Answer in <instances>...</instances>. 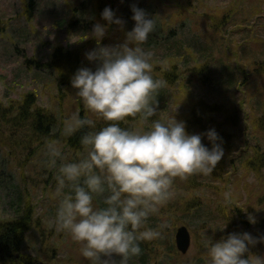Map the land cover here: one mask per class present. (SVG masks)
Returning a JSON list of instances; mask_svg holds the SVG:
<instances>
[{"label": "rangeland", "instance_id": "374dc122", "mask_svg": "<svg viewBox=\"0 0 264 264\" xmlns=\"http://www.w3.org/2000/svg\"><path fill=\"white\" fill-rule=\"evenodd\" d=\"M33 1L34 7H30L29 0H0L1 113L5 112V107L17 102L19 104L24 102L28 96H33L32 104L36 101L35 105L46 110L63 111V117L70 116L73 112H79L75 97L73 102L64 103L63 109L60 107L58 110L56 102L59 99L53 93L52 83L44 76L39 75L40 78H37L35 69L25 66V61L36 58L45 63L50 61L51 57L53 58L55 51L59 50L58 53L71 52L74 57L78 55L79 59H82V66L95 70L97 62L90 61L86 53L98 46L120 43L125 39L126 32L132 29L128 18L130 14H133L131 9L133 4L146 5L150 10L157 12L156 16L164 25V28L156 26L155 31L151 33L157 34V40L164 35L165 38L169 37L178 42L189 43L196 53L189 58V66L200 64L198 61H194V63L193 57L202 59L204 54L211 58L213 56L216 64L219 61L228 60L232 62V65L236 63L239 66L242 59L247 60L249 59L247 57H250L244 55L247 49L257 51L264 46L262 39L264 35V0H101V4L100 0ZM104 4L105 7L111 6L116 16L122 18L125 23L123 26L115 23L110 24L103 39L98 41L92 35V29L97 22L108 24V21L101 16ZM183 7L185 8L184 18L177 16L178 11ZM148 14L150 15V13ZM229 15H232L233 19H227L222 24V19ZM258 17H260V22L254 33L255 36L258 35V38L253 43L242 46L246 18H249V23H251ZM216 25H219L221 30ZM227 27L228 29H226ZM220 36L224 38L218 39ZM196 41L199 43L202 41L205 49L196 52L194 48L198 49L199 47V44L195 45ZM224 43V48H221ZM144 47L151 50L153 54L154 76H157L159 71L165 72V69L172 68V64H177L180 70V67L183 66L179 61L187 62L186 51L178 57L175 52L167 54L164 44ZM260 51L264 53V47ZM200 65V67L203 66L202 68H208V65L203 61ZM242 67L244 66L242 65ZM182 70L192 83L174 89L175 95H171L175 100L170 97L174 103L169 99L166 100L167 107L155 115L157 119L167 118L165 111L167 115H171L173 111H175L174 113L180 112L181 107H188L189 103H193L196 98L203 96V88L210 84V82L204 81L205 77L201 80L202 75L205 74L204 71L200 73V71L193 72L190 69L186 72L184 69ZM66 78L70 79L69 75ZM43 79L46 82L49 81L50 85L43 84ZM69 86H72V83L66 85V87ZM72 88L77 91L73 86ZM248 108L250 109V107ZM89 114L93 119L102 120V117L91 112ZM187 115L188 113L185 116ZM185 116L178 114L179 118H177L185 120ZM217 117L218 113H214L215 120ZM5 121L6 127L1 125L4 121H0V154L4 158L1 160L5 162L3 167L0 165V221L9 222L16 218V187H22L23 201L32 213L31 218L27 214V228L18 239L21 248L14 253L15 264H23L28 262V259H31L34 264H90L88 258L81 254L82 245L80 242L75 241L71 234L63 230L56 222L57 214L54 213H57L60 199L56 191L60 163L58 162L55 167H49L45 161L46 159L48 161L49 158L43 152L41 156L39 153L28 156V150L40 148L39 138L32 141L30 138L32 135L27 129L12 130V125L8 122L7 117ZM219 121L218 118V124ZM138 122L139 120L134 125ZM150 122L151 119L148 123L150 124ZM103 123H108V121L104 120ZM129 123V127L133 126V121ZM147 126L148 124L145 125V127ZM23 130L28 134L26 135ZM220 131L222 130L220 129ZM253 134L258 136L261 144L264 143L263 130L260 131L255 127ZM65 151L68 159L72 154L76 155L72 152L69 156L68 151L66 149ZM81 154L82 152H80ZM45 157L46 159L43 160ZM210 178L213 187H209L208 180L204 179L199 190L213 196L217 195V199L227 198L230 195L243 196L258 207V192H256L253 179L244 177L240 181H233L222 170ZM237 186L240 187L241 192L236 189ZM97 199L100 201L99 206H103V197L99 196ZM22 211L23 209L20 214ZM162 222L164 224V220ZM172 224L173 222L170 223V228ZM178 227L173 230L172 234L165 233L163 237L150 241L145 240L144 254L146 257L144 262L135 261L134 257L130 264H208L207 243L209 238L206 236L208 235L207 231L204 229L190 231L192 244L188 248V252L182 254L177 249ZM258 227H254V229L252 227L251 233L256 232V235L262 236L264 227ZM205 228L208 229V227ZM262 242L264 243V241ZM253 254L263 256L264 247L256 245ZM22 255L24 256L22 257ZM115 258L119 259V256Z\"/></svg>", "mask_w": 264, "mask_h": 264}, {"label": "clouds", "instance_id": "9594fccd", "mask_svg": "<svg viewBox=\"0 0 264 264\" xmlns=\"http://www.w3.org/2000/svg\"><path fill=\"white\" fill-rule=\"evenodd\" d=\"M132 12L135 24L125 39L88 51L87 58L97 62L95 70L80 67L71 80L87 109L108 121L97 128L95 119L78 111L64 119V136L88 127L81 137L86 156L70 160L58 138L45 142L48 166L60 161L56 222L80 242L90 264H130L139 257L141 241L161 236L159 227L147 226L148 218L174 195V178L210 174L224 156L222 137L214 127L190 134L186 122L175 115L148 123L159 110L156 93L167 81L154 76L153 54L143 46L156 29L155 16L135 4ZM101 16L108 24L93 25L98 41L110 24L125 23L111 6ZM128 116H139V122L122 127L120 121ZM205 136L211 147L202 142ZM99 196L103 206L97 203ZM258 241L264 235L254 237L248 231H234L215 242L210 237L208 264H264V256L249 252V245Z\"/></svg>", "mask_w": 264, "mask_h": 264}, {"label": "trees", "instance_id": "16d2710c", "mask_svg": "<svg viewBox=\"0 0 264 264\" xmlns=\"http://www.w3.org/2000/svg\"><path fill=\"white\" fill-rule=\"evenodd\" d=\"M132 2L135 3L134 1ZM135 5L145 9L151 16H155L156 26L164 28L163 23L156 16L157 12L150 10L146 5ZM32 7H34V5ZM130 15L128 19L133 28L135 21L132 19L133 14ZM178 15L182 18L185 17L184 7L178 11L177 16ZM259 18L260 17L256 18V20H253L251 23H249V18H246L244 22L245 34L242 35L244 37L241 43L242 46H246L248 43H253L254 40L258 38V35L255 36L254 33L259 26ZM227 19H233V16H227L222 19L221 23H225V20ZM216 26L221 30L219 25ZM228 27L226 29H228ZM223 38L224 37L220 36L218 39ZM262 39L264 40V35ZM225 43L221 48H224ZM157 44H164L167 48V54H173L175 52L176 55L180 57L186 51L188 56V58H186L187 62L184 63L183 61H179L183 66L180 67V70L177 64H172V68L165 69V72L159 71V74L155 76L156 78L167 81V86L162 87L156 93V99L159 101V110L157 114L166 109L168 104L166 100L169 99L174 103L173 100L175 99L171 95H175L174 89L192 83L191 79L186 77L182 72V69H184L185 72L188 69L193 70V72L200 71V73L204 71L206 75L203 74L201 80L205 77L204 81L210 82V84H207L203 88V96L196 98V101L193 103H189V108L187 106L181 107L180 112L174 113L175 111H173L171 115H167L166 111L165 113L167 118L174 115L177 118L178 114L185 116L188 113L183 121L186 122V128L190 134L205 132L209 128L214 127L222 137L224 156L210 174L205 175L202 173H193L187 177L178 176L174 178V195L166 204L161 206L157 214L151 215L148 218L147 226L159 227L161 231L160 237H163L165 233L172 234L173 230L181 225L188 226L192 231L198 229L201 231L204 229L208 234L206 236L208 238L211 237L213 242L234 231H248L251 233L252 227L253 229L258 226L264 227V143L262 142L261 144L258 136L253 134L255 127L260 131L263 130L264 133V78H261L264 77V53L260 51L264 46L257 51L247 49L244 55L250 57H247L249 58L247 60L242 59L239 66L236 65V63H234L236 66L232 65V62L228 60H222L216 64L215 60H213V56L211 58L205 54L202 59L194 56L193 62L198 61L201 64L203 61L208 65V68H202L203 66L200 67V64H191V66H189V58L196 53L192 50L188 42H178L169 37L165 38L164 35L161 39L158 38L157 40V34H150L148 41L145 42L143 46H154ZM198 44L200 49L198 47V51L197 48H194L196 49V52L205 49L202 45V41L201 43H199V41L195 42V45ZM58 52L59 50L55 51L53 58L51 57L50 61L48 60L43 63L36 58H30V60L26 61V65L29 69H35V75L37 78L44 76L52 83L53 93L56 94L59 99L58 102H56V106H58L59 110L60 107L63 109L64 103L67 102L70 104L73 102V98L76 97V92H74V90H63L64 86H60L56 79L68 80L66 78L67 75H69V77L71 75L73 76L77 69L85 66H82V59L80 60L78 55L74 57L71 52ZM242 65L244 67H242ZM49 81L46 82V80L43 79L42 83H47V86H49ZM65 82L64 84H66ZM32 97L33 96L26 97L24 102L20 104L17 102L5 107L6 109L4 110V113L0 112V116L2 115L0 121H4L1 123L2 126L6 127L5 120L7 117V119H9L8 122L12 125V130L16 128H25L31 133L32 136L30 138L32 141H36L39 138L40 148L38 150H35V148L28 150V156H34L38 153L39 156H41L42 152L46 153L45 142L49 138H58L63 145L64 152H66V149L69 156L72 152L76 153V155H71L70 160L80 159L86 156V150L81 144V137L88 131V127L85 126L69 136L62 135L63 121L67 116L63 117V111L52 112L51 109H36V101L32 104ZM170 97L173 100L170 99ZM216 99L217 102H215ZM76 100L78 103H83L81 99ZM248 107H250V109ZM82 108L83 112L81 116H88L86 114V108L84 106ZM1 109L2 107L0 110ZM214 113H218L216 120L214 118ZM153 118L157 119L156 116L150 117L149 119L153 120ZM218 118L220 120L219 124ZM138 120L139 116H128L125 118L124 122L120 121V123H123L125 127H129V122L133 121L134 126L135 122ZM104 124L105 123L102 125L98 124L97 128L102 127ZM220 129L222 131H220ZM23 131L26 135L28 134L25 130ZM202 142L209 147L212 146L206 136L203 137ZM80 152H82V156L80 155ZM1 159L4 158H2V155L0 154V165L3 167L5 162ZM45 159L46 157L43 160ZM45 161L47 163V159ZM58 162L60 163L59 159L57 163ZM219 170H222L224 174L233 181H240L242 178L244 179V177L253 179L255 181V188L257 189L256 192H258V207L254 203H250V200L245 199L243 196L237 197L235 195H230V197L227 198L217 199V195L213 196L209 193L207 194L203 190H199L204 179L208 180L209 187H213V182L210 177L217 174ZM246 185L247 182L245 183V186ZM236 189L241 192L239 186H237ZM22 190L21 186L16 187V218L9 222L0 221V264H15L14 253L16 250H19L21 244L18 239H20V235H22L27 228V214H29L30 218L32 215L29 208H26L25 210L23 209L25 203L23 201L24 192ZM22 209V214H20ZM169 214L175 219L177 218V215H180L182 216L181 220L183 221L173 222L171 231L164 233L163 229H161V226L163 225L162 221L164 220V217ZM250 216L254 217L255 222L250 221ZM203 226L208 227V229ZM251 234L254 237H258L256 232ZM140 244L143 250L142 254L139 257H135L134 260L144 262V258L146 257L144 254L146 246L142 242H140ZM256 245L264 247V243L258 241L255 244L249 245V252L253 254ZM23 264L31 263L25 262Z\"/></svg>", "mask_w": 264, "mask_h": 264}, {"label": "bare ground", "instance_id": "6f19581e", "mask_svg": "<svg viewBox=\"0 0 264 264\" xmlns=\"http://www.w3.org/2000/svg\"><path fill=\"white\" fill-rule=\"evenodd\" d=\"M30 1V7L31 6H33V5H35L34 4V1L33 0H29ZM25 66H27L26 65V61H25ZM73 76L71 75L70 76V79H68V80H60V79H56L57 80V82H59V85L61 86V85H63L64 86V89L63 90H67V91H70V90H74L73 88H72V86H69V87H66V85L68 84V83H71L70 81H71V78H72ZM54 78H55V75H54ZM65 81H67V82H65ZM64 82L66 83V84H64ZM62 89V88H61ZM55 90V89H54ZM74 92H76L75 90H74ZM76 99H78V100H80L77 96L75 97ZM85 107L86 108V110H87V112H86V114L88 115V116H91L89 113H90V110H88L87 109V107H86V105L84 104V103H82L81 104V102L80 103H78V101H77V108H78V110H79V113L80 114H82V112H83V108L82 107ZM35 107H36V109L38 108V109H44V108H42V107H40V106H37V105H35ZM67 116V115H66ZM68 117V116H67ZM96 120V122H97V124H100V125H102L103 124V121H104V119L102 118V120L101 121H98L97 119H95ZM121 126L122 127H125V125L123 124V123H121ZM45 155H46V153H44ZM97 203H98V205L100 204V201L97 199ZM26 208H28L27 206H23V209L25 210ZM204 210V209H203ZM201 213H203V212H201ZM177 218L175 219V218H172V216L169 214L168 216H166V217H164V224L161 226V229H163V232L165 233V232H170L171 231V228H172V226H171V228H170V223H172V222H176V221H178V222H180V221H183V220H181V218H182V216H180V215H177L176 216ZM142 243H144V245L146 246V242L145 241H141ZM20 248H21V244H20ZM19 248V249H20ZM248 254L247 253H245L244 254V256L246 257ZM24 255H22V257H23ZM29 263H31V264H34L33 263V261L31 260V259H28L27 260Z\"/></svg>", "mask_w": 264, "mask_h": 264}, {"label": "water", "instance_id": "95a60500", "mask_svg": "<svg viewBox=\"0 0 264 264\" xmlns=\"http://www.w3.org/2000/svg\"><path fill=\"white\" fill-rule=\"evenodd\" d=\"M176 240L178 250L183 254H186L188 252V248L191 245L189 229L185 227L178 228Z\"/></svg>", "mask_w": 264, "mask_h": 264}]
</instances>
